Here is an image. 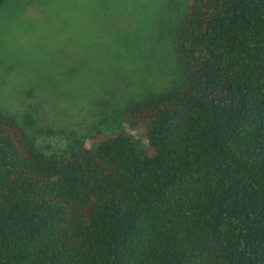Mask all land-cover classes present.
Masks as SVG:
<instances>
[{
  "label": "trees",
  "instance_id": "trees-1",
  "mask_svg": "<svg viewBox=\"0 0 264 264\" xmlns=\"http://www.w3.org/2000/svg\"><path fill=\"white\" fill-rule=\"evenodd\" d=\"M166 27L172 73L86 134L0 109V264H264V0Z\"/></svg>",
  "mask_w": 264,
  "mask_h": 264
},
{
  "label": "rangeland",
  "instance_id": "rangeland-1",
  "mask_svg": "<svg viewBox=\"0 0 264 264\" xmlns=\"http://www.w3.org/2000/svg\"><path fill=\"white\" fill-rule=\"evenodd\" d=\"M186 4L187 0H6L0 8V109L19 116L29 112L41 128L86 134L99 107L114 92L107 111L134 97L132 90L123 94L125 79L145 83L150 68L172 73L166 24H172ZM131 84L129 90L134 89ZM27 90L33 97L25 96ZM132 134L146 145L142 132ZM46 142L64 145L62 136Z\"/></svg>",
  "mask_w": 264,
  "mask_h": 264
}]
</instances>
